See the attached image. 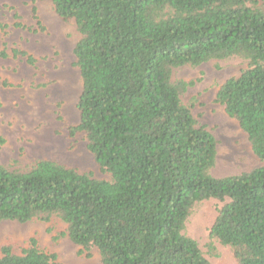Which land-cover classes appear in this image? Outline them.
Returning a JSON list of instances; mask_svg holds the SVG:
<instances>
[{
	"label": "trees",
	"instance_id": "obj_1",
	"mask_svg": "<svg viewBox=\"0 0 264 264\" xmlns=\"http://www.w3.org/2000/svg\"><path fill=\"white\" fill-rule=\"evenodd\" d=\"M37 1H50L79 36V123L68 134L84 133L109 180L49 160L0 165V223L54 218L66 226L58 238L86 256L95 249L101 264H210L185 224L195 204L227 199L210 239L235 264H264V0ZM8 57L35 63L25 51H0ZM229 58L247 68L221 85L215 102L260 166L218 178L217 142L181 101L194 81L171 76ZM13 246L2 245L0 264H59L34 238L19 254Z\"/></svg>",
	"mask_w": 264,
	"mask_h": 264
},
{
	"label": "rangeland",
	"instance_id": "obj_2",
	"mask_svg": "<svg viewBox=\"0 0 264 264\" xmlns=\"http://www.w3.org/2000/svg\"><path fill=\"white\" fill-rule=\"evenodd\" d=\"M78 40L73 22H62L50 1L0 0V51H25L35 59L34 65H29L23 58H0V165L15 161L27 166L49 160L92 174L95 179L109 180L87 150L84 133L68 134V128L79 123L76 105L82 83L73 56ZM246 68V61L229 58L172 71L173 82L194 81L181 101L190 107L197 125L205 127L217 142L213 177L234 176L260 166L237 123L215 102L221 85ZM227 202L195 204L185 224L184 234L197 243L210 264H235L229 248L209 237L219 210ZM65 229V224L54 218L48 223L4 221L0 223V249L10 239L14 253L19 254L34 238L59 264H101L95 249L86 256L66 236L58 238Z\"/></svg>",
	"mask_w": 264,
	"mask_h": 264
}]
</instances>
